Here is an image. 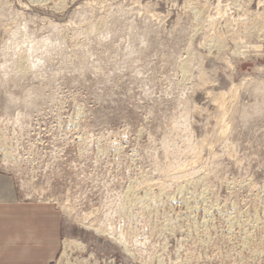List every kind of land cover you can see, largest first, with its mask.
I'll return each mask as SVG.
<instances>
[{"label": "rangeland", "instance_id": "rangeland-1", "mask_svg": "<svg viewBox=\"0 0 264 264\" xmlns=\"http://www.w3.org/2000/svg\"><path fill=\"white\" fill-rule=\"evenodd\" d=\"M263 24L264 0H0V172L61 214L52 264H264Z\"/></svg>", "mask_w": 264, "mask_h": 264}, {"label": "crops", "instance_id": "crops-1", "mask_svg": "<svg viewBox=\"0 0 264 264\" xmlns=\"http://www.w3.org/2000/svg\"><path fill=\"white\" fill-rule=\"evenodd\" d=\"M63 235L61 214L19 203L12 178L0 172V264H52Z\"/></svg>", "mask_w": 264, "mask_h": 264}, {"label": "bare ground", "instance_id": "bare-ground-1", "mask_svg": "<svg viewBox=\"0 0 264 264\" xmlns=\"http://www.w3.org/2000/svg\"><path fill=\"white\" fill-rule=\"evenodd\" d=\"M38 1H39V0H38ZM202 10H203V9H202ZM200 11H201V10H200ZM203 12H204V11H203ZM194 13H195V17H194V18H197V17L199 16V13H200V12L196 10ZM194 13H193V14H194ZM259 21H260V20H259ZM262 29L264 30V24L262 25ZM258 34H259V33H258ZM260 34H261V33H260ZM209 41H210V40H209ZM217 42H218V41H217ZM209 43H210V42H209ZM214 43H216L215 40L213 41V44H214ZM210 44H211V43H210ZM213 44H211V45H213ZM218 44H219V43H218ZM218 44H217V46H218ZM219 45H220V44H219ZM215 46H216V45H215ZM217 46H216V47H217ZM207 47H208V46H207ZM213 47H214V45H213ZM213 47H212V48H213ZM221 47H222V46H221ZM221 47H219V48L217 47V48H218L217 50H219ZM214 50H215V49H214ZM240 54H241V53H240ZM238 55H239V53H238ZM22 59H23V58H22ZM20 60H21V59H20ZM19 63H20V62H19ZM26 64H27V63H26ZM17 65H18V64H17ZM17 67H18V69H19L20 71L24 72V71H26V67H27V66H26V65L24 66V63H21V64H19V66H17ZM28 67H29V66H28ZM181 72H183L184 74H187V73H186V72H187V71H186V66L183 67V69H182ZM232 90H233V88H232ZM232 90H231V92H232ZM233 92H234V91H233ZM6 99H7V98H6ZM9 100H10V99H9ZM12 100H13V99H12ZM12 100H11V101H12ZM16 102H17V101H16ZM221 102H222V101H221ZM11 103H12V102H11ZM15 105H16V104H15ZM219 108L223 110L224 107H223L222 104H221V105L219 106ZM5 155L8 156V154H5ZM62 210H63L64 213H68V212H69V214H71V211H70L69 207L67 208V206H65V205H62ZM87 229H88V228H87ZM250 232H251V231H250ZM96 233H101V232H100V230H96ZM107 233H109V235H110V232H107ZM252 233H253V232H252ZM112 234H113V233H112ZM228 234H229V233H228ZM109 235H108V236H109ZM253 235H254V234H253ZM111 236H112V235H111ZM245 236H246V235H245ZM250 237H251V236H250ZM246 238H247V237H246ZM120 239H122V238H120ZM243 240H244V239H243ZM249 240H250V239H249ZM118 244H123V245L125 246V244H124V242H123L122 240H118ZM242 244H243V243H242ZM199 245H200V244H199ZM203 247H204V246H203ZM257 248H258V247H257ZM242 250H243V249H242ZM126 251H127V250H126ZM254 251H255V250H254ZM216 253H217V252H216ZM249 253H250V252H249ZM255 253H256V252H255ZM260 253H261V252H260Z\"/></svg>", "mask_w": 264, "mask_h": 264}]
</instances>
